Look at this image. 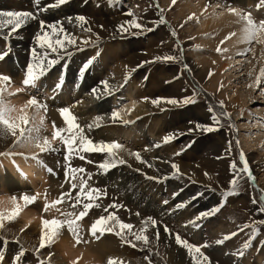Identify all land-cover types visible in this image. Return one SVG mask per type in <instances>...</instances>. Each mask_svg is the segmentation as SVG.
<instances>
[{
  "label": "rangeland",
  "instance_id": "rangeland-1",
  "mask_svg": "<svg viewBox=\"0 0 264 264\" xmlns=\"http://www.w3.org/2000/svg\"><path fill=\"white\" fill-rule=\"evenodd\" d=\"M236 1L238 0H223L229 6L232 5V7L250 12L257 22L264 19L263 7L257 8L260 0H255L256 7L254 8L237 4ZM4 2V5L10 11H27L36 15L37 19L33 21L37 25H39L40 20L45 21L46 24L62 21L68 23L70 28L73 27V31L77 36L82 35L91 41H95L97 36L100 38L96 46H85L82 51H76L70 47L68 50L73 53L71 57L63 56L57 64L49 68L38 80V86L15 94L17 98L20 96V98H28L29 94H34L39 98L53 101L58 99V94H63L64 97L62 95L60 97L64 98L63 101L68 103V106L76 108L80 113L82 112L92 119L100 117L101 120L106 119L107 123H112L113 121L109 118L111 112L120 108L127 109L126 106L130 102V98H133L132 101L134 99L141 100L138 98L139 95H148L149 100L164 98L179 101L192 96L193 91L197 93L195 103L165 105L164 121L161 120L159 129L162 132V137L157 136L155 140L147 135L146 126L139 123L141 118L137 121L138 118H135L133 124L138 128L133 131L134 136L131 134L132 140L129 138L124 141L117 137L114 139L124 148L139 152L140 155L142 153L144 155L146 150L158 148L153 147L155 144H160L159 148L167 149L169 146L170 149L180 152V155H174V153L169 155L167 152L163 157H160L162 153H159V158L154 157V160L160 163L158 169L162 178L156 176L155 179H150V181L159 188L160 194L156 199L157 202L158 199L160 202L170 200L175 206L183 203L184 206L181 208L182 213H184L183 209L186 211L185 219L178 220L169 217V212L160 209L155 200L151 199V202H147L146 197H143L144 195L141 192L135 191L133 183L136 184V181L132 176L130 178L129 175L125 174V171H135V168L129 162L126 161L124 165H118L107 173H100L96 165L105 159V154L84 153L85 160H81L76 156L71 158L69 162L71 167H83L86 173L92 174V178L88 182L90 186L100 188L107 193L106 196L97 201L101 204V207L90 209L88 215L79 222L82 242L76 244L74 239H71L72 248H77L73 249L78 257L75 255L73 257L75 264L80 261L83 264H106L109 257L117 258L118 261H122L124 264H138V261L148 254L147 249L141 250L139 246L134 248L128 244L122 245L120 239L112 233L106 232L102 236L97 233L95 237L89 236L87 228L90 226L91 221L98 215H107L103 212V208L111 203L122 205L118 209L109 208L108 211L115 212L122 222L131 223L134 226L133 231L138 230L141 219L152 216L161 221L162 225L166 224L169 229L178 233L189 243L194 245L206 243L208 246L202 248L201 251L208 257V264H264V245L260 243L264 240V225L258 223L264 220V213L258 210L259 196L257 193V190L260 193L264 192V141L260 140V144L255 142L259 137L258 135H264V127L260 126L261 122L264 121V93L259 89L254 91L246 86L250 82L248 72L250 70L253 73L258 72L261 65L264 64L262 62L264 47L261 48L258 44L247 46L252 50L241 55L245 60L242 64L247 63L244 66H235V58L240 55L234 54L229 56L233 59V63L226 66V63L223 62L224 68L217 67L221 56H219L220 53H217L216 48L217 45L221 47V44L218 43L215 48L212 47L215 46V43L210 46L208 35L202 27L204 22H209L222 14L221 9L215 8L217 0H176L175 4H172V0H119L118 3L111 6L108 4V0H67L65 4L59 7H48L49 4L55 3V0H38L36 5L33 4V0H9ZM170 4L171 7H169ZM40 9L44 10L40 11ZM45 11L60 12V15L57 16L59 19L44 18L42 14ZM128 12H132L138 18L139 23L146 28H151L152 31L140 33L136 29H131L130 32L121 35L116 29L108 28L116 24L115 20L118 17H129L126 15ZM78 15L86 18L87 23L83 27L90 28L91 33L85 34L82 27L76 26L75 17ZM190 15L192 19L188 20L187 17ZM161 17L164 19L163 24L159 23ZM68 18H72L71 23ZM129 19L131 17L127 20ZM95 23H100L104 27L107 23L110 25L105 29H98L92 26ZM65 31L71 33V30ZM172 32H175L176 35L173 36ZM36 33L29 38V44H24L18 50L20 55L14 57L10 42L0 39V54L6 53L4 58L0 60V74L8 75L11 79H13V76H19V74L23 76L30 59V51L34 48ZM115 43L121 45L118 47L120 51L116 55V58L121 56L117 64L124 62L125 69L122 68V70H125L123 74L128 73V79L124 81V84L116 87V78L114 79L113 75L111 76L112 68L102 69L97 65V59H95L85 72L87 70L90 73L94 72L93 75L100 84L101 81H106L111 90L110 95H113L115 101L112 102L110 97L106 99L103 108L100 105L98 108H94L97 106V102H101L102 98H95L90 94L92 88L95 87L94 84L89 90L86 89L87 91L82 87L81 79L85 72L81 74L80 68L88 59V51L93 52L97 49L100 51L104 45H114ZM130 45L133 47L134 52L131 49L129 50ZM36 51L41 50L36 49ZM134 53L144 54L143 58H136L135 60L138 63H135V65L130 63L129 65V58L135 55ZM165 54L176 55L181 59L177 62L142 63L143 61L152 60L154 56ZM54 57V53H49V58ZM68 66L71 73L69 80L66 79V67ZM132 66L133 68H130ZM128 68L130 69L127 70ZM209 72L212 73L211 76H209ZM78 75L81 76L78 78ZM77 79H80V81ZM57 83H61V87L59 90L54 91ZM125 89L133 93L130 98L122 96ZM91 97L93 98L91 99ZM6 100L9 102V99L6 98ZM90 100L94 102L89 103ZM221 102L223 103V109L218 107ZM11 105L14 104L11 103ZM209 107H212L218 114L223 111L229 115L227 118L220 117V125L216 131L209 133L194 131L189 133L187 131L189 127L192 128L196 123L212 124L210 113L207 111ZM200 109L206 114L209 121L195 115L198 114ZM120 120L122 122L119 123L117 120L113 124L121 127L127 134L131 123L125 124L123 119ZM229 124L233 127L229 128ZM180 131L181 133L184 132L183 135H180ZM173 133L176 134V137L171 142L167 144L161 142L165 135ZM87 136L94 142H99L92 133L88 132ZM10 138V140L0 142V152L5 151L11 145L13 137ZM237 141L239 142V148H237ZM197 143H199L198 148H196ZM188 145L190 147H187ZM194 146L196 147L194 148ZM182 149L183 151H181ZM240 152L244 154L253 180L249 183L246 176L238 177L240 185L238 193L223 197L221 193L228 188L229 181L233 176L230 164L235 163L238 168L242 167L238 157ZM61 160L63 179L60 184H63L65 189H59L57 195L61 191H68L69 189V184L64 176V160ZM89 160L91 163L87 162ZM179 162L183 164L181 168L178 166ZM172 163L177 164L179 168L178 176H172ZM164 172L166 174H163ZM133 173L143 176V180H146V176L150 177L145 173L141 175L142 172ZM205 173H208L207 177L204 175ZM37 181L46 183L47 179H38ZM75 191V189L72 191L73 196ZM197 193H200V195L197 196ZM0 194L3 196L2 193ZM253 199L257 200L256 204L252 203ZM58 207L63 209L67 206L58 205ZM213 207H217L219 210L214 215L197 221L198 227H192L188 224V221L195 218L200 212L210 210ZM68 210L71 211V209ZM53 214L59 215L54 211ZM39 222L38 220L36 224ZM254 222H257L254 226L257 227L258 234L252 239L249 247L244 250L243 245L251 235V229L245 228L244 225L253 224ZM34 224L31 222L29 225H24L22 219L18 216L12 221H5L4 228H0V263L12 264L13 258L23 249L24 255L20 258L19 264H73V262L69 263L67 260L60 259L61 253L54 242L46 245L39 252L36 251L39 247L40 229L38 226L35 227ZM187 226L196 231L197 238H194L188 232ZM22 229L23 231H21ZM155 231L150 229V238H154ZM233 232L236 235L224 241L223 244L217 245L215 243L216 240L222 239L224 235ZM159 233H161L160 237L162 236V239L165 237L170 245L176 247L178 254L175 251L172 253L173 249L170 245L169 248L165 247L158 240L156 245L152 247L150 256L152 264H192L186 250L175 244L174 236L165 235L163 226L159 227ZM102 240L113 244L114 256L110 255L101 261L99 260V262L91 255H84L86 250L93 249ZM83 241H87V243ZM238 250L244 251L242 257L232 255ZM79 254L81 255L80 258ZM141 261L142 264L148 263H145L144 260Z\"/></svg>",
  "mask_w": 264,
  "mask_h": 264
},
{
  "label": "snow or ice",
  "instance_id": "snow-or-ice-1",
  "mask_svg": "<svg viewBox=\"0 0 264 264\" xmlns=\"http://www.w3.org/2000/svg\"><path fill=\"white\" fill-rule=\"evenodd\" d=\"M67 2V0H55V3L49 4L48 7H59ZM119 0H108V4L111 6L118 3ZM38 0H33V4L36 5ZM176 0H172V4H175ZM172 5L170 4L169 7ZM208 7V5H206ZM264 7V0H260V3L257 5V8ZM215 8L221 9L223 12H227L229 15L236 18V23L240 24V35L237 39L238 44H255L264 45V19H260L258 22L253 19L250 12L231 7L223 2V0H217ZM44 9H40L43 11ZM127 16L131 19L124 21L122 24L116 26V31L123 35L126 32H130L131 29H136L138 32L143 33L145 31H152L151 28H146L143 24L138 22V18L132 13H126ZM36 15H33L27 11H0V32L5 29H9L5 39L11 37L13 33H16L21 27H23L28 20H36ZM69 22H72V18H68ZM188 20L192 19V16L187 17ZM75 23L77 27H82L83 33H91V29L83 27L87 23V20L84 16L78 15L75 17ZM159 23L163 24V17L160 18ZM127 25V26H125ZM93 35H95L93 33ZM172 35L175 36V32H172ZM236 33L232 32L226 35L223 40L220 41V44H223L224 41L228 40L231 36H235ZM99 36L96 37L95 41L88 39L79 38V44L77 43L78 37L73 34L66 32L65 29L61 26L60 22L55 23H45V21H39V31L34 36V48L30 51V59L24 70L23 78L21 81L22 87H16L14 92H9L8 88L11 86V78L8 75L0 74V137H13L11 145L8 149L0 152V157H7L11 159L14 155L24 156L25 159L31 158L36 160L38 164L43 165V161L39 159V154L45 152L57 151L58 149L54 147V142L60 144L63 148V160H64V176L65 180L69 184L68 191H61L56 197L51 200L48 199V193H44V204L42 212L54 211L59 214V217L53 216L50 219L41 218L40 220V231H39V247L36 249L39 252L40 249L44 248L46 245H50L54 239L59 235V232L62 228H67L69 234L72 238L79 244L82 242L81 237V225L80 221L88 215L89 210L93 208H100L101 204L97 203L102 197L106 196L107 193L101 190L100 188L92 187L89 185V180L92 178L91 173H86L83 167H71L70 160L73 156L78 157L81 160H85L84 153H101L105 154V159L98 163L96 167L99 169L100 173H107L112 168L117 167L118 165H124L126 160L123 158L122 154L126 153L127 156L135 158L137 163L145 164L147 167L152 165L147 164L145 160L142 159L140 153L135 151H129L124 148L123 145L113 141V142H94L85 134V129L77 122V117L70 111L69 107L58 108V114L60 119L63 122V126H57L55 121L51 122V136H45L42 134L43 129L46 127L45 124V114L48 111V105L44 100L40 99L37 95L29 94L25 102L20 106L16 107L11 105L6 100V95L11 96L17 93L25 92L28 88L34 87L37 80H39L45 72L51 68L53 65L57 64L63 56L67 55L72 56V51L68 49L71 47L76 51H82L85 46H96L99 41ZM36 49L41 51L37 52ZM252 49L245 48L243 51L239 52V55H244L246 52L251 51ZM217 53L222 51H227V49H221L219 45L216 48ZM49 53H54V58H49ZM4 54H0V60L4 58ZM100 55L99 50L96 51V56L88 58L80 68V73L83 74L86 69L93 63V61ZM181 57L176 55H157L154 56L150 61H143L142 63H152L156 61L162 62H177ZM212 73L209 72V76ZM249 83L246 85L248 88L253 89L254 91L260 90L264 93V64L261 65L258 72L253 73V71L248 72ZM128 73L124 74V80L127 81ZM103 85V95L111 94V90L108 87L106 81H101ZM61 83L55 85V90H59ZM92 94L97 96V90L93 89ZM197 93L193 91L192 96L185 97L183 100L176 99H164L156 98L151 100L153 106L160 105H179V104H188L195 103V97ZM51 98V97H48ZM97 98H99L97 96ZM147 99V98H143ZM218 107L223 109V103L221 102ZM30 110V111H29ZM161 112L165 111L164 107H160ZM131 108H120L113 110L110 114V119L115 122L121 119L122 114L130 113ZM210 113V119L212 121L211 125L196 123L194 128H189L187 131L192 132H202L209 133L216 131L220 125V117H228L227 112L221 111L219 114L213 110L212 107L207 109ZM100 117L94 118L91 123H88L86 127L91 130L93 127L100 126ZM131 121L124 120L123 123L128 124ZM229 128H232L233 125L229 124ZM261 127H264V121L261 122ZM183 135V133H180ZM176 137V134H168L162 138V143L167 144L171 142ZM153 147H160V144H155ZM187 147H190L188 145ZM14 148H25V149H35L29 156L25 155L23 152H14ZM237 148H239V142L237 141ZM183 151V149L181 150ZM174 155H180V152L174 153ZM91 163V161H87ZM239 162L242 167H237L235 163L230 164V169L233 172L232 179L229 181L228 188L223 190L221 195L227 197L238 193L239 190V179L238 177L246 176L248 182L251 183L253 177L249 171L247 162L245 160L244 154L239 153ZM15 167V165H14ZM172 176L179 175V168L177 164H171ZM17 172L23 176V173L20 172L19 168L16 167ZM51 172V169H47ZM139 171V169H137ZM144 175V173H140ZM206 177L208 173L204 174ZM146 179H155L154 177H147ZM63 188V184L59 186ZM75 191L73 196L72 191ZM197 196L200 193L196 194ZM40 196V193L35 195H30L26 193L17 195H10L7 198V203L11 206L10 210H0V228H4L5 221H12L15 219L21 210L34 203L37 198ZM195 199V197H193ZM259 211L264 213V192H261L259 195ZM3 203V201H0ZM167 204V201H164ZM253 204L257 203V200H252ZM58 205H66V208L58 207ZM183 203L176 205L177 208L183 207ZM222 206V203H221ZM122 205L117 203H111L107 207L103 208V212L107 215H98L90 223V226L87 228L88 234L91 237H95L97 233L101 236L104 233H112L116 235L121 244H128L130 247H138L143 250L147 249L148 254L143 257L144 261L148 264H152L150 256L152 254V247L156 245V242L160 238L159 227L163 226L165 234L174 236L175 244L186 250L187 254L191 258L192 264H208V257L201 251L202 248L207 247L208 245H194L189 243L186 239H183L178 233L173 232L169 227L164 224H161V221L153 218L152 216L145 217L140 220L139 228L136 231H133V225L131 223L122 222L115 212L108 211L111 209H118ZM68 209H71L69 211ZM219 209L213 207L210 210L200 212L195 218L188 221L192 227H198L196 223L202 218H207L214 215ZM137 215H139L137 213ZM253 224H245V228L251 229V235L248 240L245 241L243 249L246 250L251 244L252 239H254L258 234V229ZM261 225H264V220L258 222ZM150 229L156 230L154 232V238H150ZM23 231V229L21 230ZM236 233L233 232L229 235H224L222 239L215 241L217 245L223 244L224 241L230 239L232 236H235ZM87 243V241H83ZM264 245V240L260 242ZM159 254V253H157ZM24 255V250L21 249L17 256L12 260V264H19L20 258ZM234 256L242 257L244 251L238 250L237 252L232 253ZM75 264V262H73ZM106 264H123L122 261H118L117 258L109 257Z\"/></svg>",
  "mask_w": 264,
  "mask_h": 264
},
{
  "label": "bare ground",
  "instance_id": "bare-ground-1",
  "mask_svg": "<svg viewBox=\"0 0 264 264\" xmlns=\"http://www.w3.org/2000/svg\"><path fill=\"white\" fill-rule=\"evenodd\" d=\"M4 1H9V0H0V11H9L10 9L4 5L5 4ZM236 3L241 4V5L243 4V6H252L251 8L256 7V1L255 0H238V1H236ZM212 4H215V3H212ZM231 7H232V5H231ZM262 10L264 11V7L262 8ZM59 13L60 12L54 13L51 11H48V12L45 11L44 14H42V16L44 18L56 19L57 16L60 15ZM128 18L129 17H121L120 16L115 20L116 24L114 23L115 25H112L110 27H108L110 25L109 23H107V25H105V27L103 25H101L100 23L92 24V26H94V28H98V29H100V28L105 29L106 27H108L110 29H116V26L118 24H122ZM57 19H59V18H57ZM235 21H236L235 17L229 15L227 12H224L218 18H215V19L210 20L209 22L203 23V26H202L203 31H205L208 35V38L210 40L209 41L210 46L213 43H215L214 44L215 46H212L213 48H215L216 45L218 43H220V41L223 40V38L226 35H228L229 33H232V32L236 33L235 36H231L228 40L224 41V43L221 44V49H227V51L220 52L219 56H221V57L218 60V62L220 61L219 64L216 63L217 67L220 66V67L224 68L223 62L226 63V66H227V64L230 65L231 63H233V59L229 56H232L234 54L238 55L239 52L243 51V49H245V48H247V46H249L247 44H238L237 43V39L240 35V32H239L240 24L236 23ZM60 24L63 28L65 27L64 28L65 30H71V33L74 36L78 37V40H77L78 44H79V38L86 39L82 35L77 36L75 34V32L73 31V27L70 28V25L68 23H64L61 21ZM68 27H69V29H68ZM8 31H9V29H5L2 32H0V39L2 38L4 40H8L10 42V46L13 48L12 54L14 57L16 55H20L18 50H20V48H22L24 46V44L30 43L29 38L32 35H34L35 32L39 31V25H37L33 20H28L23 27H21L19 30H17L16 33H13L11 35V38L5 39ZM253 44L256 45L255 42H253ZM119 46H121V45L117 44V43H115L114 45H107V44L104 45L99 51L100 55L96 58L97 63H98L97 65H99L102 69H104L106 67L112 68L111 76L113 75L114 79L116 78V80H115L116 87L124 84V81H125L124 80V74H123V71H125V70H122V68H124V66H123L124 62H121L119 65L117 64L118 59H120V57H121L120 56V57L116 58L117 57L116 55L120 51L118 49ZM259 46L261 48L264 47V45H259ZM129 47H130L129 50L131 49V51L134 52L133 47L131 45ZM134 54L135 55H133L129 58V62H128L129 65H130V63H134V65H135V63H138L135 59L136 58L142 59L143 55H144V54L138 55L137 53H134ZM93 56H96V51H93V52L88 51L87 52L88 58L93 57ZM242 58H243V56H241V55L237 56L235 58L236 59L235 66H237V65L244 66L247 64V63L242 64L245 61L244 58L243 59ZM231 59H232V62L230 61ZM262 62H264V58H263ZM130 68H133V66ZM130 68H128L127 70H129ZM66 69H67L66 79L69 80V78L71 77L70 67L68 66V67H66ZM214 69H215V67H214ZM93 74H94V72L90 73L87 70L85 72L83 78L81 79V81H82L81 85L85 89V91H87L92 87V84H94L95 87L92 88V90L96 89L97 90V96L99 98H102L101 102H97V106H95L94 108H98L99 105L101 106V108H103L105 106L104 103L106 104L107 98L111 97L112 102H114L115 99H114V97H112L113 95L109 94L110 96L109 95L107 96V95L102 94L103 93V85L98 83V81L95 79L96 77ZM91 75H93V76L90 77ZM241 75L243 76L244 74H241ZM80 76L81 75H78V78ZM22 78H23L22 74L21 75L19 74V76L18 75L13 76V79H11V86L8 88V91L14 92L16 87H21ZM77 80L80 81V79H77ZM36 86H38V80L36 81L35 86L30 87V88L33 89ZM108 87H109V85H108ZM90 94L94 97L92 92ZM132 94H133L132 92H129L127 89H125L122 96H124V98H130L132 96ZM61 95L63 96V94H58L57 95L58 99L53 100V101L48 100V99H44L42 97L40 98V99L44 100L45 103L48 105V111L45 114L46 127L43 129L42 134L45 136H48L49 138L51 136V122L55 121L57 126H63V122L60 119L58 111H57V109L61 108V107H69L70 111L78 118L77 122L82 127H84L85 134L87 135L88 132L92 133L95 136V138L98 139L99 142H101V141L113 142L115 137L121 138L124 141H127L129 138H131V140H132V135L134 136L133 131H135L136 128H138L133 124L135 118H138V119H136V121L141 118L139 123H140V125L146 126V134L147 135H150L155 140L157 139V136L162 137V132L159 131V129L161 126V120H163V112L164 111L161 112L159 110V108L160 107L165 108V105L153 106L151 104V100H149L150 97H147L148 95H139L138 98H140L141 100H139V99L135 100L134 99L135 101L134 100L132 101L133 98H130L131 100L127 104L126 107L131 108L132 111L130 113L122 114V116H121V119H123V121L124 120L131 121L130 122L131 124L129 125V132L127 134L125 133V130L123 131L121 129V127L115 126L116 124H113L114 122L107 123L106 119L100 120V126L99 127H93L91 130H89L86 127V125L88 123H91L94 119L90 118V116H87L82 112L80 113L76 108L68 106V103L63 101L64 98L60 97ZM97 96H95V98ZM145 96L147 99L146 100L142 99V98H145ZM20 97L17 98L16 95H12V96L6 95V98L9 99V103L14 104V106H16V107H20L25 102V100L27 99L26 97L25 98H20ZM93 97H91V99ZM11 99H12V101H15V102L14 103L12 101L10 102ZM92 102H94V101L90 100L89 103H92ZM201 111L202 110L200 109L198 114H195V115L200 116V118H206V121H209L208 117H206V114L203 111L202 112ZM149 115H151V117H149ZM160 117H161V119H160ZM120 121L121 120H118L119 123H120ZM194 127L195 126H192V128H194ZM180 133H181V131H180ZM258 136L259 137H257V139L255 141L256 144H260L259 143L260 140L264 141V135H258ZM10 137L11 136H8L6 138L0 137V142L5 141V140H10L11 139ZM155 143H157V142H155ZM196 145H197V147L194 146V148L199 147V143H197ZM54 147H56L58 150L39 154V159L41 161H43L44 166H40L41 164L39 165L36 162V160H33L31 158L25 159L24 156H21V155H14L11 157V159H9L7 157H0V193L3 194V196L0 194L1 195L0 201H3V203H0V210H5V211L10 210L11 206L7 203V198L10 195L19 196V194H22V193L35 195L37 193H40V196L37 198V200L34 203L24 207L21 210V212L19 213L18 217H20L22 219L24 225H29V224H31V222H33V223H35L34 226L35 227L38 226V228L40 229V222L38 224H36V223L38 220L40 221L41 218L50 219L53 216H56L57 218H62V217H59V215L53 214L52 210L47 211V212L41 211L43 208V204H44V193H45V191H47V193H48V199L51 200L52 198L57 196L58 190L61 189L59 186L61 185L60 182L63 179V175H62L63 170L61 168V165H62L61 159H63V148L60 144H58L56 142H54ZM13 151L14 152H23L25 155L30 157L31 153L33 151H36V150L35 149L17 148V149H13ZM167 152L170 155L171 153H175L176 150L170 149V147L168 146L167 149H165L163 147H161V148L158 147L156 149L152 148V149L146 150L144 155L142 153L141 154L142 159L145 160L147 162V164L152 165L151 167H147L145 164L137 163L135 158L127 156L126 153L122 154L123 158L127 162H129L130 165H132L135 168V171H131V172L125 171V174H127V176L129 175L130 178H131V176L134 178V180L136 181V184L133 183V186L135 185V187H134L135 191L141 192L144 195L143 197H146L147 202L148 201L151 202V199H153L157 202L156 199L158 198V196L160 194L159 188H158V186H155L153 184V182L150 181V179L149 180H147V179L143 180V176H140L139 174H136L133 172H142V173H145L146 175H148L150 177L159 176L162 178V175H160V171L158 169L160 163L156 162V160H154L155 159L154 157L159 158V156H160L159 153H162V155L160 157H163L166 155ZM155 155H157V156H155ZM183 163H185V162H183ZM178 164H179L178 166L180 168L183 166V164L181 162H179ZM14 165H15V167H14ZM16 167H18L20 172L23 173V176H21L17 172ZM47 169H51L52 171L49 172V171H47ZM137 169H139V171H137ZM163 174H166V173L164 172ZM56 175H57V177H56ZM38 179L39 180L47 179V182L46 183H40V181H37ZM58 179H59V182H58ZM63 189H65V188H63ZM139 192H137V193L140 195ZM257 193L259 196L260 192L258 190H257ZM157 204H158V207H160V209H165L166 212H169V214H168L169 217H172L174 219L176 218L178 220L185 219V216H186L185 209H183L184 213H182V208H177L175 205H173L172 201L169 200V201H167V204H165L163 201L160 202V200L158 199ZM186 229L194 238H197L198 235L196 234V231H194V229H192V227L187 226ZM165 235H167V234H165ZM71 239H72V236H71V234H69V232L67 231V228L65 227V228H62L60 230L59 235L53 241L54 244L56 245V248L59 249L58 251H60V253H61L60 254L61 258L60 257H58V258H60L61 260L62 259L67 260V261H69V263L74 262L75 259L73 257H74V255L76 256V252L73 249H77V248H72ZM159 241L162 242V244L165 247L169 248L170 244L168 243V241L166 240L165 237L162 239V236H161ZM0 247H1V245H0ZM170 247H172V249H173L172 253H174V251H175V253L178 254V251L174 245L173 246L170 245ZM84 255H86V256L91 255L96 260L101 261L103 258H106L110 255L114 256L113 244L108 242V241L102 240L101 243H99L98 245H95V247L93 249L91 248V249L86 250ZM80 256L81 255L79 254V258H80ZM141 260H144V259H141ZM141 260L138 261V264L139 263L142 264ZM79 263L81 264L82 261H80L76 264H79ZM145 263H147V262H145ZM0 264H3V263H0Z\"/></svg>",
  "mask_w": 264,
  "mask_h": 264
}]
</instances>
